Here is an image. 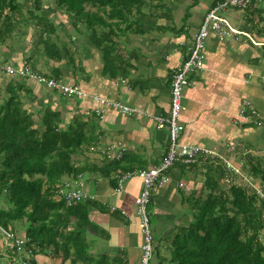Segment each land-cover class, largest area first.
I'll list each match as a JSON object with an SVG mask.
<instances>
[{
	"label": "crops",
	"instance_id": "obj_1",
	"mask_svg": "<svg viewBox=\"0 0 264 264\" xmlns=\"http://www.w3.org/2000/svg\"><path fill=\"white\" fill-rule=\"evenodd\" d=\"M217 1L147 0L143 12L133 16L140 25H134L126 34L116 29V35H113L117 41L116 57H112L113 68H105L102 51L92 43L87 32L71 31L69 59L64 55L59 59L46 56L42 48L34 50L30 43L16 55H7L0 49V57L8 60L5 63H25L36 71L78 85L89 94L68 98L32 80L23 79L31 88L30 94L23 93V100L25 106L30 104L36 122L37 111L42 109L40 105L50 104L63 114L65 122L87 123L89 120L94 124L91 126L89 123L87 128L94 140L84 153L99 150L102 154L93 151L82 156V161L76 159L84 166V172L80 174L85 180L82 190L94 197L89 200L91 203L87 210L86 264L90 262L89 255L93 264L97 261L99 264H139L141 234L134 201L140 192L141 180L133 176L118 191L113 179L120 171L153 167L164 156L168 147L167 131L158 129L150 116L168 113L170 76L186 57L202 19ZM259 1L253 0L249 9L237 19L227 18L232 26L251 37H255L254 21L263 15L259 8L264 0L262 3ZM198 15L201 19L197 18ZM192 17L196 21L194 24L189 22ZM82 28L83 25L79 24L78 29ZM61 31L63 36H58L67 42L62 29L57 34ZM231 38L226 42L211 34L206 39L204 69L189 76V84L183 93L184 110L180 116L184 126L181 140L184 143L213 148L225 158L228 148L232 144L235 146L237 139L242 145L248 143V139L252 140V137L245 138L244 133L261 122L251 117L239 129L232 118H241L238 113L246 99L259 107L260 77L264 75L261 69L263 62L253 63L259 50L250 43V39L244 34L232 35ZM39 63L42 70L37 66ZM9 77L12 76L6 77L2 88ZM94 94L120 100L137 107L140 112L126 115L115 108L105 107L92 98ZM95 109H102V118L94 113ZM178 167L175 164L169 170L168 182L156 188L150 204L155 235L153 257L156 263L153 264H171L168 259L172 255L174 236L188 217L186 195L192 189L190 178L194 171H187L180 177L182 174ZM1 252L6 257L11 253ZM35 259L38 264L61 263L60 256L49 252L36 253Z\"/></svg>",
	"mask_w": 264,
	"mask_h": 264
},
{
	"label": "trees",
	"instance_id": "obj_2",
	"mask_svg": "<svg viewBox=\"0 0 264 264\" xmlns=\"http://www.w3.org/2000/svg\"><path fill=\"white\" fill-rule=\"evenodd\" d=\"M32 1L33 7L28 6L29 0H0V45L23 40L21 35L30 34L29 28L37 25L34 50L42 45L46 56L59 59L64 55L69 59L71 31L87 32L102 51L105 68H113L116 29L126 34L140 25L133 16L142 13L146 4V0H53L68 18L62 27L38 12L42 10L41 0ZM24 3L28 9L25 18L21 10ZM86 5L93 9H86ZM259 11L263 15L260 13L261 18L252 25L256 40L252 38L259 45L250 42L259 47L254 64L264 63V9ZM79 24L83 25L81 30ZM23 26L25 30L19 35ZM60 29L67 42L58 36ZM2 76L0 73V79ZM25 91L30 94L31 88L21 78L9 77L4 88L0 86V222L6 226L7 221H13L22 229L26 247L35 252L34 264H38L35 254L45 252L60 256V264L67 260L68 264H86L85 232L91 201L67 206L57 196V185L84 172L73 155L84 153L94 140L87 132L90 122H65L63 114L50 104L40 105L36 122L25 106ZM259 155L247 153L245 162L230 160L239 171L227 169L223 160L210 157L199 158L190 166L176 163L180 177L187 171L194 174L190 178L192 189L186 195L188 217L174 236L169 263L264 264V198L258 192H264V156ZM236 177L243 182L235 181ZM116 182L114 177L115 187ZM5 249L11 252L7 255L10 260L11 256L20 259L17 249ZM1 251L0 264H6ZM91 258L89 255L88 264H93Z\"/></svg>",
	"mask_w": 264,
	"mask_h": 264
},
{
	"label": "built area",
	"instance_id": "obj_3",
	"mask_svg": "<svg viewBox=\"0 0 264 264\" xmlns=\"http://www.w3.org/2000/svg\"><path fill=\"white\" fill-rule=\"evenodd\" d=\"M252 0H219L205 14L202 23L194 34L191 45L188 49L184 60L175 68L170 80V108L166 115L150 116L155 122L158 129H165L168 134V147L161 158L160 162L150 168H139L136 170L120 171L116 174V190H122L127 180L133 176H137L141 180V189L135 198L136 214L138 217V225L141 234L140 260L139 264H149L154 256L155 235L151 224L150 204L157 187L168 182V171L176 163L180 162L186 166H190L197 162L199 158L206 160L207 158H217L225 162L227 169H235L229 160L223 159L215 149L198 145L187 144L181 140L184 126L180 120V116L184 110L182 104L183 89L189 84V76L204 69L205 65V41L211 35L215 34L220 39L230 37L232 35L244 34L253 41L250 34L236 29L229 20L220 14L221 11L228 7L236 9H246L250 7ZM254 42V41H253ZM0 73L15 78L29 79L37 84L45 86L51 90L67 97H84L89 94L80 86L69 84L50 75H46L34 70L29 65L14 64L0 62ZM92 98L105 107L115 108L118 111L131 115L140 112L137 107L124 104L120 100H110L98 95H91ZM94 113L102 118V109H95ZM254 108L244 102V107L240 111L243 118L240 122L241 126L245 124V119L254 116ZM120 155H117L119 157ZM111 157V155H108ZM225 181L230 182V178ZM81 175L73 179H64L57 185V196L64 201L67 206H71L78 202L93 200L94 197L86 194L82 189ZM259 195L264 198V192L258 189ZM0 233L3 235V245L7 248H15L19 252L25 250L23 255L18 259L19 264H34V252L26 247V239L23 236H17L11 229L0 224ZM13 262H17L16 257L12 258Z\"/></svg>",
	"mask_w": 264,
	"mask_h": 264
},
{
	"label": "rangeland",
	"instance_id": "obj_4",
	"mask_svg": "<svg viewBox=\"0 0 264 264\" xmlns=\"http://www.w3.org/2000/svg\"><path fill=\"white\" fill-rule=\"evenodd\" d=\"M22 1V0H21ZM146 2H147V0H146ZM28 3V6H30V7H33V1L32 0H29V2H27ZM259 3H262V0H261V2L259 1ZM41 4H42V10H40V11H38L39 13H41L42 15H46V16H48V17H50V18H52V19H54L56 22H59V24H61L62 26L65 24V19H68L67 18V15L66 14H63V13H61L60 12V10H58L57 8H56V6H55V3H54V1L53 0H41ZM22 8H21V10H22V12H23V15H24V18L27 16V11H28V9H27V5L24 3L22 6H21ZM88 8H92L93 9V7L91 6V5H86V9H88ZM260 8H262V9H264V4H261L260 5ZM247 9H249V7L248 8H246V9H236V8H232V7H228L226 10H223V11H221L220 12V14L222 15V16H224V17H226V18H228V17H230L231 19L232 18H234V19H237V17L238 16H241V14L243 13L244 14V12H245V10H247ZM145 10V9H144ZM200 17V18H199ZM197 18L198 19H201V16L200 15H198L197 16ZM203 20V19H202ZM23 22H25V19H24V21ZM189 22H190V24L191 23H193L194 24V22H196L195 21V19L192 17L191 19H189ZM188 22V23H189ZM254 22H256V21H254ZM29 29H32L31 30V33L30 34H23V35H21V37L23 38V40H21L20 38L19 39H16V40H14V41H12V42H8V43H6V44H4V45H0V49H2L4 52H5V54H10V53H12L13 55H16V52H18L19 50H22L26 45L28 46V45H30V44H34L33 42H35V40H36V36H38V34H39V29H38V27H37V25H35V27H33V28H29ZM24 30H25V27L23 26L22 28H21V31H20V33H19V35L22 33V32H24ZM194 30V29H193ZM193 30L192 31H190V33H192L193 32ZM17 35H18V32H17ZM32 35V36H31ZM58 35H60V36H63V32L61 31ZM132 35H134V34H132ZM136 35V34H135ZM134 35V36H135ZM252 37H253V35H252ZM255 40H256V38L255 37H253ZM25 39V40H24ZM66 40V39H65ZM226 42H229V41H231L232 40V38L231 39H229V37L228 38H226V39H224ZM257 40H262V39H260V38H258ZM30 43V44H29ZM254 44V43H253ZM254 45H256V44H254ZM21 46V47H20ZM20 47V48H19ZM39 48H42V45H39L38 46ZM258 46H256V48H257ZM259 48V47H258ZM12 51V52H11ZM13 51H14V53H13ZM26 58V57H25ZM25 60V59H24ZM5 61H8V60H3L1 57H0V62H5ZM263 62V61H262ZM30 64H31V62H30ZM41 65V63H39L37 66L39 67ZM262 65V67H261V69H262V72H264V63H262L261 64ZM42 67H39V69L40 70H42L41 69ZM46 72V71H45ZM264 74V73H263ZM6 77L7 76H5V74H4V76H2L1 77V79H0V86H3L4 85V81H5V79H6ZM15 78V77H14ZM261 79V92L258 94V101H257V104H260L259 105V107H256V105H255V103H253V101L252 100H250V99H246L244 102L245 103H248V105L251 107V108H254V111H255V113H254V116L252 117L253 118V120L255 119V121L256 122H260V124H258V126L256 125L252 130H250V131H245L246 133H244V136H246L245 138H247V137H252L251 139L252 140H250V139H248V141H246V142H248V143H243V145L241 144V143H239L238 141H239V139H237L236 140V142H235V146L232 144L231 146H230V148H228V155H227V158H225V156L224 155H222L221 154V156H222V158L223 159H226V160H233L232 162H238V161H242L243 160V162H245V159H246V155H247V153H250V154H260L259 156H264V126H262V125H264V114H262V112H263V109H262V106H264V90H263V88H264V75H262V77H260ZM246 79H247V77H246ZM258 84H260V81H259V83ZM187 87V86H186ZM186 87L183 89V93H184V91H185V89H186ZM60 94V93H59ZM67 97V96H66ZM68 98H70V97H68ZM1 97H0V102H1ZM261 106V107H260ZM26 107H28L29 109H30V104H28V106L26 105ZM264 108V107H263ZM259 109V110H258ZM241 110V109H240ZM238 114H240V113H238ZM240 116V115H239ZM263 117V118H262ZM242 117L241 118H232V122L240 129V128H243V126H241V124H240V122H244V120L242 121ZM37 120V119H36ZM249 120H250V118L248 119H245V122H249ZM251 124H257V123H251ZM183 134V133H182ZM251 135V136H250ZM181 137H182V135H181ZM257 139V140H256ZM244 140V139H243ZM256 141V142H255ZM254 144L257 146V148H259V149H257V150H254ZM95 152V153H101L102 154V152L101 151H99V150H89L88 151V153H91V152ZM256 152H258V153H256ZM88 153H82V154H78V155H73V158L74 159H77V160H79V159H81V161L83 160V157L82 156H85V154H88ZM98 154V155H99ZM231 162V161H230ZM81 163V162H80ZM244 175H248V173L246 172V171H244L243 170V172H242ZM235 181H237V182H243V180H242V178L241 177H236L235 178ZM245 181V180H244ZM81 182H82V184H84L85 183V180H82V177H81ZM255 183V187L256 188H259V186H257L256 184L259 182L258 180H255L254 181ZM223 187L224 188H226L227 187V184H224L223 185ZM1 201V200H0ZM0 206H3L1 203H0ZM0 224L2 225V226H4V227H6V228H8V229H11L17 236H22V229L21 228H17L16 227V225H17V223L15 224V223H13V221H7V224H6V226L5 225H3L1 222H0ZM154 232V231H153ZM3 240H4V238H3V235L0 233V250H2V251H5L6 249H5V247H3ZM154 244H155V241H154ZM25 250H20L19 251V256L21 255L22 256V253L24 252ZM26 252V251H25ZM35 253V252H34ZM20 256V257H21ZM3 260H4V262L6 261V264H8V262H10L11 260L8 258V257H6V256H4V258H3ZM12 262V261H11ZM10 262V263H11ZM153 262L154 263H156V258L155 257H152L151 258V260H150V262H149V264H153ZM20 263V261L19 260H17V262H12V264H19Z\"/></svg>",
	"mask_w": 264,
	"mask_h": 264
},
{
	"label": "clouds",
	"instance_id": "obj_5",
	"mask_svg": "<svg viewBox=\"0 0 264 264\" xmlns=\"http://www.w3.org/2000/svg\"><path fill=\"white\" fill-rule=\"evenodd\" d=\"M252 39H253V38H252ZM253 41H254V40H253ZM253 41L251 40L252 43H254V44H256V45H259V43L255 42V41L253 42Z\"/></svg>",
	"mask_w": 264,
	"mask_h": 264
}]
</instances>
